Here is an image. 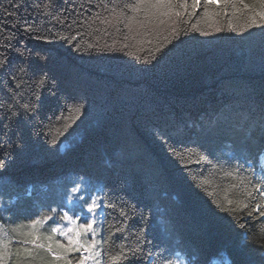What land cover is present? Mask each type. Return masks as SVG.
<instances>
[{
  "label": "trees",
  "instance_id": "obj_1",
  "mask_svg": "<svg viewBox=\"0 0 264 264\" xmlns=\"http://www.w3.org/2000/svg\"><path fill=\"white\" fill-rule=\"evenodd\" d=\"M133 2L0 0V237L24 239L59 200L29 184L81 176L114 206L102 209L103 264L122 245L139 251L118 264H264V27L230 30L247 12L221 3L205 15L200 0L189 15L187 0L175 34L172 21L137 34L112 14Z\"/></svg>",
  "mask_w": 264,
  "mask_h": 264
},
{
  "label": "snow or ice",
  "instance_id": "obj_2",
  "mask_svg": "<svg viewBox=\"0 0 264 264\" xmlns=\"http://www.w3.org/2000/svg\"><path fill=\"white\" fill-rule=\"evenodd\" d=\"M230 5L233 9V14L245 13L248 14L247 22L243 29L231 28L233 31H243L253 27H264V0H259L261 10H256L250 7L249 4L245 3L244 0H204L205 4V15L208 12L207 5ZM239 5V6H238ZM200 6V0H194L191 7L194 14V10ZM189 5L187 0H134L133 3L123 5V8L119 12L114 8L112 10L113 17L119 22L121 19L124 22V26L129 30V32L137 31V34L141 32L147 35L149 31L158 29L160 26L165 25L168 21H172L173 24L177 20L181 19L185 13L188 12ZM182 9L183 11H181ZM128 12L131 15H128ZM225 15H227V9L225 8ZM9 18H12L14 13H7ZM98 18V17H97ZM61 24L64 23L63 20L59 21ZM103 23H111V20L105 19ZM74 23V22H73ZM3 27V25H0ZM13 28L16 27L15 24L12 25ZM71 27V25H69ZM193 29H196V25H192ZM33 30L32 24L25 23L23 25V31L31 32ZM220 29H217L219 31ZM173 34L176 33L175 27L172 28ZM60 39H65L60 37ZM73 40L76 39L74 36ZM166 39V38H165ZM71 43L72 41H67ZM143 41H141L142 43ZM163 44L161 43L160 47ZM11 47V45H9ZM79 47V45H77ZM157 47V51L160 50ZM39 98V97H38ZM2 163V162H0ZM231 175V173H229ZM261 181L257 183L256 190L259 192L260 196H264V191H261ZM79 189H74L78 191ZM248 197H252L253 193L248 192ZM83 199V198H81ZM229 204L232 203L231 200L228 201ZM83 206L86 209L83 219L86 223H79L81 216H69L68 212L63 213V221L66 222L67 226L62 227L61 224L57 223L54 227H51L50 234L46 236H41L39 234L37 226H42L47 223L52 217H44L43 220L37 219L31 221L30 230L24 232L21 235L25 237L19 241L4 240L0 237V264H9V257L12 255L11 244L18 243L20 247H17L15 255L16 260L14 264H33L34 257L39 254L40 250L46 254V257L41 259L40 264H74L73 260L70 258L72 253H79V258L75 261V264H101V251L103 244L97 239V235L100 229L96 227L95 215L98 210H102L105 207H114L112 205H105L103 200L99 196H89L87 199H83ZM242 208L246 209L247 204L241 205ZM260 205H256V210L258 211ZM55 211V210H52ZM249 218L253 217V213L249 211L247 213ZM259 216L264 218V211H259ZM55 222V221H54ZM241 228L245 225L241 224ZM117 231H122L118 229ZM56 235L67 241V246L61 242L59 239H55ZM83 237V239H81ZM139 248L130 249L129 251H124L123 245L121 246V251L110 257L113 264H118L122 261L135 260L137 258L136 254ZM162 264H177L176 261L167 259L166 257H161Z\"/></svg>",
  "mask_w": 264,
  "mask_h": 264
},
{
  "label": "rangeland",
  "instance_id": "obj_3",
  "mask_svg": "<svg viewBox=\"0 0 264 264\" xmlns=\"http://www.w3.org/2000/svg\"><path fill=\"white\" fill-rule=\"evenodd\" d=\"M174 27V24H171ZM116 36H112L108 39H104V45L106 47L110 48V51L116 50V45H119L115 42ZM119 47V46H117ZM245 61V60H244ZM249 61V60H248ZM250 62V61H249ZM244 65V62H242V66ZM75 181L73 183L70 178H67L62 181H55L53 182L54 185L58 186L59 188H56L54 191L57 195H51L52 191H50V185L53 183H42L43 181L29 184L28 189L30 191L35 190L36 193L39 194V196L42 194L46 198L50 199L52 197H57L59 200L54 203V205H42L41 211H48L47 217H52L53 219H49L47 223L43 224L42 227L48 226V230L51 229V227H54L55 224L59 223L62 227H66V222L63 221V213L68 212L69 216H72L75 218V216H81V220L79 223H86L83 219V216L85 215L86 209L83 206V199H87L89 196H99L102 200L103 197L99 192V185L88 179L83 177H74ZM40 189H43V192H40ZM74 189H79L78 191H74ZM83 198V199H81ZM55 210V211H52ZM102 210H98L97 214L95 215L96 219V227L100 229L99 234L97 235V239L101 241L102 233H103V222H102ZM46 216H37L34 220L40 219L43 220V218ZM55 221V222H54ZM45 230H47L45 228ZM83 239V237L81 238ZM67 246V245H66ZM101 251V264H103V254L102 249ZM220 251H223L220 250ZM75 264V263H74Z\"/></svg>",
  "mask_w": 264,
  "mask_h": 264
},
{
  "label": "bare ground",
  "instance_id": "obj_4",
  "mask_svg": "<svg viewBox=\"0 0 264 264\" xmlns=\"http://www.w3.org/2000/svg\"><path fill=\"white\" fill-rule=\"evenodd\" d=\"M209 90L208 91H212V89L211 88H208ZM207 95H209V93H206ZM262 151V150H261ZM260 151V152H261ZM260 152H258L256 155H258L257 156V158L258 159H261L262 158V154L260 153ZM255 155V156H256ZM256 165H257V168H258V170L259 171H264V164H263V162L262 161H258V160H256ZM264 179V173H262V180ZM260 198L262 199V196H260ZM263 202V201H262ZM76 255H77V257L79 258V253H76ZM213 257H215V256H211V258H213ZM74 263H75V261H74Z\"/></svg>",
  "mask_w": 264,
  "mask_h": 264
}]
</instances>
